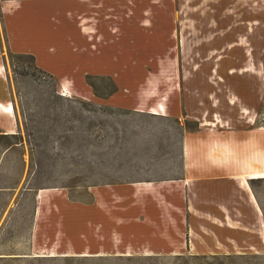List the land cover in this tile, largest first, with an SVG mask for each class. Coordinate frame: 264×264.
Masks as SVG:
<instances>
[{"label": "crops", "instance_id": "crops-1", "mask_svg": "<svg viewBox=\"0 0 264 264\" xmlns=\"http://www.w3.org/2000/svg\"><path fill=\"white\" fill-rule=\"evenodd\" d=\"M0 20L9 52L33 56L58 81L62 95L142 112L162 105L167 117L186 115L200 123L185 136L180 179L92 186L86 203L73 200L65 188L40 189L31 234L34 257L264 251V213L251 185L260 180L251 175L264 169V127L224 128L215 114L212 127L204 128L208 105H216L197 94L198 88L188 98L157 103L127 90L169 85L155 75L179 68L174 0H0ZM97 78L110 80L117 92L98 99ZM3 113L0 130L14 132L15 116Z\"/></svg>", "mask_w": 264, "mask_h": 264}, {"label": "rangeland", "instance_id": "rangeland-1", "mask_svg": "<svg viewBox=\"0 0 264 264\" xmlns=\"http://www.w3.org/2000/svg\"><path fill=\"white\" fill-rule=\"evenodd\" d=\"M174 2L179 68L155 75L169 85L127 90L157 103L188 98L198 88L216 105H208L204 128L212 127L215 114L224 128L264 127V0ZM37 67L33 59L9 52L0 20V101L13 104L17 124L14 132L0 130V264H264V251L257 249L214 256L34 257L40 189L65 188L73 200L86 203L92 186L180 179L185 136L200 128L186 115L175 119L62 95L58 81ZM94 84L95 96L108 99L110 80L97 78ZM254 189L264 213V179Z\"/></svg>", "mask_w": 264, "mask_h": 264}, {"label": "bare ground", "instance_id": "bare-ground-1", "mask_svg": "<svg viewBox=\"0 0 264 264\" xmlns=\"http://www.w3.org/2000/svg\"><path fill=\"white\" fill-rule=\"evenodd\" d=\"M1 68H3V67H1ZM3 112L8 113V114H10V116L13 117L14 116V107H13V105L11 103H8L6 105V104H3V103L0 102V117L2 115H4ZM151 113L157 114V115H165L166 114L165 107L161 105V108L158 111L153 110ZM251 179H264V169H262V170L260 169L259 171H256L254 174H252L251 175Z\"/></svg>", "mask_w": 264, "mask_h": 264}, {"label": "trees", "instance_id": "trees-1", "mask_svg": "<svg viewBox=\"0 0 264 264\" xmlns=\"http://www.w3.org/2000/svg\"><path fill=\"white\" fill-rule=\"evenodd\" d=\"M17 56H19V57H29V58H31V59H33L34 60V62H36L35 61V58L33 57V56H31V55H17ZM36 69H38L39 70V68L37 67ZM51 77H53V76H51ZM54 78V77H53ZM55 79V78H54ZM90 78H88V82L92 85V82L89 80ZM93 86V85H92ZM94 89H95V86H94ZM96 90V89H95ZM117 87H115V86H113V89H112V91L110 92V95H112V94H114L115 92H117ZM82 103V102H81ZM83 104H85V105H89V106H91L92 108L93 107H95V105L94 104H91V103H86V102H83ZM98 109V108H97ZM7 136H15V135H7ZM256 181H258V180H253L252 182H251V185H252V187L254 188V186H255V182Z\"/></svg>", "mask_w": 264, "mask_h": 264}]
</instances>
